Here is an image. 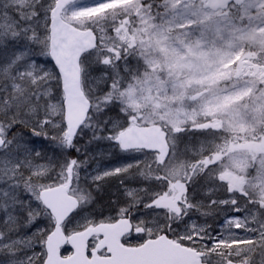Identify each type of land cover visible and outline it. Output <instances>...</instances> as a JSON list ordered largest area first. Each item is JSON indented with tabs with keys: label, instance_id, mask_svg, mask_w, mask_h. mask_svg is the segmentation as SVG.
I'll list each match as a JSON object with an SVG mask.
<instances>
[{
	"label": "snow or ice",
	"instance_id": "obj_1",
	"mask_svg": "<svg viewBox=\"0 0 264 264\" xmlns=\"http://www.w3.org/2000/svg\"><path fill=\"white\" fill-rule=\"evenodd\" d=\"M0 264H264V0H0Z\"/></svg>",
	"mask_w": 264,
	"mask_h": 264
},
{
	"label": "rangeland",
	"instance_id": "obj_2",
	"mask_svg": "<svg viewBox=\"0 0 264 264\" xmlns=\"http://www.w3.org/2000/svg\"><path fill=\"white\" fill-rule=\"evenodd\" d=\"M199 139H202V137L199 136L198 133H191L186 138L184 143L188 144L189 147H192L193 149L197 147V141ZM42 143V141L40 142ZM83 143V141H81ZM49 146V145H48ZM47 150L48 148L45 147ZM90 151L93 155L97 156V159L93 162H91L89 171H92L94 168L99 167L101 171H103L105 168H112L115 166H118L121 163H127L128 161L124 159V156L126 154L119 153L117 150H115L111 145L107 144L106 142H99L98 144H94L91 146ZM111 152L112 154L109 156L107 155L108 152ZM99 153H104V155H98ZM56 155H59V153H56ZM72 155H75V153H72ZM124 180V185L129 187H138L143 186L139 185L136 182H130L129 179H126L124 177H110L107 178L105 181L102 182L101 191L97 194L98 199L101 204L106 203L107 201H117L124 199V193L122 191V186L120 184V180ZM198 216V214H196ZM195 219H198L200 223L201 217H194ZM216 219H219V217H216ZM208 224L213 225V227L216 226L214 220L211 218L210 221H207ZM135 243V239L132 241ZM40 249L37 248V251ZM256 259H259L257 256Z\"/></svg>",
	"mask_w": 264,
	"mask_h": 264
},
{
	"label": "flooded vegetation",
	"instance_id": "obj_3",
	"mask_svg": "<svg viewBox=\"0 0 264 264\" xmlns=\"http://www.w3.org/2000/svg\"><path fill=\"white\" fill-rule=\"evenodd\" d=\"M45 147H47L48 148V145H45ZM48 151V150H47ZM53 153H51L50 155H52ZM194 217H199L200 218V216H199V214H198V216L197 215H195ZM202 219H200V221L201 222H205V220L206 221H210L211 220V218H204V217H201ZM213 219V218H212Z\"/></svg>",
	"mask_w": 264,
	"mask_h": 264
},
{
	"label": "bare ground",
	"instance_id": "obj_4",
	"mask_svg": "<svg viewBox=\"0 0 264 264\" xmlns=\"http://www.w3.org/2000/svg\"><path fill=\"white\" fill-rule=\"evenodd\" d=\"M52 153V148H51V146L49 145L48 146V154L50 155Z\"/></svg>",
	"mask_w": 264,
	"mask_h": 264
}]
</instances>
